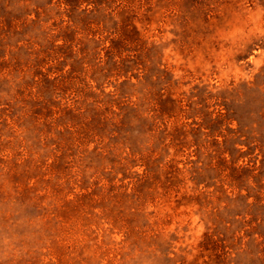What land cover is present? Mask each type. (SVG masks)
Instances as JSON below:
<instances>
[{
    "label": "rangeland",
    "instance_id": "obj_1",
    "mask_svg": "<svg viewBox=\"0 0 264 264\" xmlns=\"http://www.w3.org/2000/svg\"><path fill=\"white\" fill-rule=\"evenodd\" d=\"M0 264H264V0H0Z\"/></svg>",
    "mask_w": 264,
    "mask_h": 264
}]
</instances>
